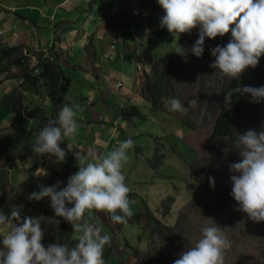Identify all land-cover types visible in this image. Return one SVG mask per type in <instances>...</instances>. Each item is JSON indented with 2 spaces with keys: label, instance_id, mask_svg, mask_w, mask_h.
I'll return each instance as SVG.
<instances>
[{
  "label": "rangeland",
  "instance_id": "obj_1",
  "mask_svg": "<svg viewBox=\"0 0 264 264\" xmlns=\"http://www.w3.org/2000/svg\"><path fill=\"white\" fill-rule=\"evenodd\" d=\"M164 31L166 37L163 42L176 46L177 37L169 34L166 28ZM116 33L117 36L112 37L113 39L118 37L117 29ZM7 38L8 34L5 32L0 34L1 43H5ZM179 46L186 49L184 43ZM129 49L126 46L125 56L134 54ZM189 59L184 66L178 64L176 68L170 69L174 72L170 73L171 89L167 97L161 99L163 107H166L170 98L179 99L185 107H189L188 101L197 98L199 103L189 107L187 114L168 110L173 117L164 112L154 115L150 106L143 109L138 104V110L129 119L120 116L115 119L114 130L117 133L105 142L99 149L100 152L83 149V155L88 161H92L93 157H102L113 150L115 141L131 138L134 142V147L128 152V162L123 168L125 183L130 189L128 199L132 211L131 217L126 218L127 224H116L102 212L93 211L91 217H88L89 223L101 229V235H108L110 238L107 244L110 251L104 260L105 264H173L182 252L193 247L202 238L201 229L211 226L212 220L221 227L230 242V247L224 251V264H264V221L254 222L249 219L238 210L236 201L226 206L219 199L221 195L218 192L221 188H233L231 177L238 174L230 171V165L239 162L241 157L235 149L236 139L228 142L209 137L214 114L207 97L204 98V95H208L204 88L207 85L206 76L213 72L206 66L204 61L208 60L205 57L197 58L193 55ZM142 65L139 60L134 62L135 70L142 69ZM148 67L149 65L139 71L142 83L143 72L149 74ZM14 70L16 69L12 68L10 73H15ZM110 88L108 85L107 89L111 91ZM214 90L219 92L216 86ZM41 104L43 107L48 106L45 98ZM11 105L12 99L8 97V93L0 91V129L5 133L1 142L13 151L4 162L13 174L18 172L20 175L17 182L14 175L10 178L8 170L0 171V211L10 215L13 207H19L23 217H43L41 228L46 232L44 221L47 222L48 216L44 215V210L50 208V199L30 200L33 192L24 193L15 185L26 184V180L31 179L30 175H33L32 180L35 181L44 174L45 169L40 167L29 169L32 162L27 158L14 159L17 154L22 153L20 146L35 138L33 128H37V120H30L24 134H13L8 125L15 120V115L9 112ZM74 108L79 118L82 112ZM24 112L22 110L21 114ZM257 115L259 117L254 119L255 113L248 109L237 134H243L249 129L257 132L264 130V109ZM109 123L111 125L112 122ZM79 141L83 144L82 139ZM155 149L158 155L153 153ZM46 159V163L51 164V168L56 171L54 158L47 156ZM73 162L79 164L76 158ZM48 175L50 176L49 173ZM56 175L60 180H64V177L67 179L64 172ZM210 178L214 184L210 183ZM145 211L153 219L169 226L176 242L168 241L163 233L158 234L146 218ZM71 236L77 238L78 234L72 230ZM0 239L2 240V234Z\"/></svg>",
  "mask_w": 264,
  "mask_h": 264
},
{
  "label": "clouds",
  "instance_id": "obj_2",
  "mask_svg": "<svg viewBox=\"0 0 264 264\" xmlns=\"http://www.w3.org/2000/svg\"><path fill=\"white\" fill-rule=\"evenodd\" d=\"M157 2L164 11L160 27L166 28L169 34L179 38L199 28L198 39L190 50L197 58L203 54L206 38L213 40L231 32L232 39L226 46L211 50L215 62L210 67L218 69L223 76L239 81L241 75L248 68L254 69L264 56V0ZM187 52L177 44V54L184 56ZM37 72L33 70V74ZM234 93L251 96L253 103L264 101V86H237L225 93V105L231 104ZM36 100L42 103L40 98ZM198 103L197 98L191 99L188 106ZM166 107L180 114L189 111V107L176 98L168 99ZM77 116L74 107L63 106L57 119L50 120L39 132L32 151L64 163L67 153L61 145L66 138H75L79 127ZM133 147L131 138L118 141L113 150L102 157H93L92 161L77 152L75 158L81 166L68 178L65 187L60 188L61 182L57 181L55 185L41 187L30 195V200L50 199L55 217L63 218L78 234L75 247L61 243L46 247L42 243L45 234L41 228L43 217L21 219L19 207H13L10 215L0 211V264H105L104 247L110 238L101 235V229L89 223L86 214L91 217L93 211L102 212L116 224H127L126 218L131 217L132 211L123 168ZM68 148L71 150V145ZM235 149L241 159L230 165V171L238 174L231 177V195L239 205L238 210L249 219L264 221V130L249 129L237 134ZM210 183L214 184L211 178ZM212 221L211 226L201 229L202 238L182 252L173 264H224V251L230 247V242L221 227Z\"/></svg>",
  "mask_w": 264,
  "mask_h": 264
},
{
  "label": "crops",
  "instance_id": "obj_3",
  "mask_svg": "<svg viewBox=\"0 0 264 264\" xmlns=\"http://www.w3.org/2000/svg\"><path fill=\"white\" fill-rule=\"evenodd\" d=\"M143 1L0 0V34H8L5 43H0L19 46V53L23 56L27 54L26 62L31 68L36 55L48 57L65 77L64 98L70 107L82 112L77 118L79 127L75 138L67 139L75 154L80 152L83 155V149L100 152L105 142L117 133L114 130L116 118L129 119L138 110V104L143 109L150 106L139 93L142 83L139 71L148 66L160 45L166 44L163 42L166 35L165 28L160 27L161 17ZM113 29L118 31L115 39L110 34ZM111 44L114 45L111 59L101 60L102 54L110 51ZM126 46L134 53L130 57L125 56ZM137 60L143 64L142 69L137 68L139 71L134 67ZM6 63V60L0 61V91L8 93L12 99L9 112L14 115L11 111L13 106L20 107L21 112L26 111L37 102V97L42 103L44 98L47 100L48 106L42 108L48 112L53 103L48 95L51 87L47 91V86L41 80L33 85L22 77L20 66ZM5 67L6 70H2ZM12 68L16 70L11 74ZM115 82H120V86L116 87ZM108 85L111 91L107 89ZM150 108L154 115L161 112ZM31 119L36 118L21 121L15 116L14 122L8 124L11 132L24 134ZM109 122H112V127ZM96 123L97 126H94ZM4 134L0 129V171L8 170L10 178L14 175L19 182V173L13 174L4 162L7 155L13 152L1 142ZM79 139L83 140V144ZM117 142H114V148ZM30 158L28 160L32 164L29 169L40 167L45 170L42 177L35 181L30 175L31 179H27L26 184H15L27 194L53 185L46 165L40 163L39 159ZM21 217L24 218L23 215Z\"/></svg>",
  "mask_w": 264,
  "mask_h": 264
},
{
  "label": "trees",
  "instance_id": "obj_4",
  "mask_svg": "<svg viewBox=\"0 0 264 264\" xmlns=\"http://www.w3.org/2000/svg\"><path fill=\"white\" fill-rule=\"evenodd\" d=\"M143 1V0H142ZM146 5L150 6L156 15L162 17L164 15V11L159 6L156 0H144ZM162 11V12H161ZM160 13V15H159ZM199 29H193L190 33L182 34L179 38L176 39L177 44L184 43L186 49L188 50L187 54L184 56H180L176 53V46H172L171 44H161L151 61H149L148 72H143V83L140 86L139 92L141 96L148 102V104L156 110L167 113L172 116L171 113L168 112L167 107L162 106L161 99L167 97L169 90L171 89L170 84L172 81V77L170 75L173 72L172 68H176L178 64L182 66L185 65L186 60L193 56L191 54V48L195 44L198 39ZM232 39L231 32L226 34L223 37H217L213 40L205 39L203 48L202 57H205L208 61H204L206 66L212 70V75H207L205 81L207 83L204 88V92L208 93V95H204V98L207 97L208 103L211 105V110L214 114L213 122L210 128L209 137L213 140H225V141H234L236 139V134L238 133V128L243 121V117L245 112L248 109H251L256 113L264 109V101L259 103H253L252 98L249 95H241L239 93H234L232 96L231 104L229 106L225 105V93L228 92L231 88H235L237 86H251V87H261L264 86V56H261L258 65L253 68H248L238 80H232L228 77L223 76L218 69H213L210 67L211 64L215 62V57L211 55V50L216 48L217 46L224 47L227 43ZM19 46L12 45L6 46L0 43V61L6 60L8 65H16L21 67L22 77L25 80H29L35 85L38 80H41L46 86L47 91L51 87L48 95L51 102V109L47 112L42 108V104L35 102L32 106H29L24 114H21L20 107L13 106L11 107V111L14 113L16 117H18L21 121L27 118L34 117L38 120V126L34 129L36 132L35 138L23 145L22 153L17 154L14 159L22 160L29 159V157H33L34 159H39L41 162L46 165L48 172L50 174L51 181L53 185L56 184L57 181H60V188L65 187L68 178L76 173L79 170L80 164L76 165L73 162L75 158V153L69 150L68 141L66 138L61 145L67 153L66 159L64 163H57L54 158V165L56 166V171L51 168V164L46 163L45 160L48 155H37L32 151V145L34 144L36 138L38 137L39 132L43 127L47 125L50 120L57 119L58 113L61 108L65 105L70 106L69 102L64 98V90L66 88L65 85V77L59 73L56 64L48 59V57H41L40 55L35 56V63L33 67H28L26 60L28 59L27 54L23 56L19 53ZM189 59V60H190ZM7 67L2 68V70H6ZM36 69L38 72L33 74V70ZM146 71V70H145ZM174 73V72H173ZM218 87L219 92H215L214 88ZM214 104V105H212ZM23 115L26 118H23ZM173 117V116H172ZM19 120V121H20ZM21 122L18 123V125ZM158 155V152H153ZM8 155L5 158L8 160ZM35 164V162H33ZM6 165V164H5ZM64 172L67 179L64 177V180H60L57 178V173ZM62 177V176H61ZM59 190V189H58ZM232 189L227 187L221 188L218 192L220 194V201L222 203L225 202L227 206L229 203L234 202L232 195ZM70 207V206H69ZM44 215L48 216L47 222L44 221L45 230L44 238L42 243L47 247L53 243H61L68 244L69 247H75L77 243V238L71 236V232L73 230L72 226L63 220V218L55 217L53 210L50 208L44 210ZM148 221L152 223L154 226V230L158 232V234H165L167 236L168 241L176 242V238L173 235L169 226H166L159 222L157 219H153L149 216L147 211L144 212ZM181 218V217H180ZM55 219V220H53ZM86 219L89 218L86 214ZM56 220L59 223H56ZM161 224V226H159ZM164 227V228H163ZM0 246H2V240L0 239ZM109 246L106 244L104 247V260L109 255Z\"/></svg>",
  "mask_w": 264,
  "mask_h": 264
},
{
  "label": "built area",
  "instance_id": "obj_5",
  "mask_svg": "<svg viewBox=\"0 0 264 264\" xmlns=\"http://www.w3.org/2000/svg\"><path fill=\"white\" fill-rule=\"evenodd\" d=\"M111 33H112V37H116L117 36L116 29H113ZM110 48H111L110 51L104 52L102 54V56L100 58L101 60L111 59V56H112L113 50H114V45L111 44ZM115 86L116 87L120 86V83L119 82H115Z\"/></svg>",
  "mask_w": 264,
  "mask_h": 264
}]
</instances>
